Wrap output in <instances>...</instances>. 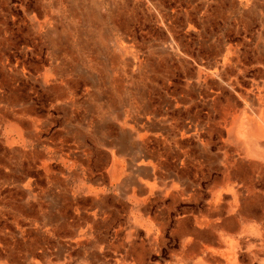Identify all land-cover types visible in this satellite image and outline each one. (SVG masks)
<instances>
[{"label":"crops","instance_id":"obj_1","mask_svg":"<svg viewBox=\"0 0 264 264\" xmlns=\"http://www.w3.org/2000/svg\"><path fill=\"white\" fill-rule=\"evenodd\" d=\"M229 15L223 64L160 70L155 100L114 96L112 70L0 77V264H247L258 177L229 204L264 165V62H243L264 56V21L248 39Z\"/></svg>","mask_w":264,"mask_h":264},{"label":"rangeland","instance_id":"obj_2","mask_svg":"<svg viewBox=\"0 0 264 264\" xmlns=\"http://www.w3.org/2000/svg\"><path fill=\"white\" fill-rule=\"evenodd\" d=\"M260 5L264 0H0V77L6 73L9 82L15 70H112L107 78L115 82L114 96L155 100L161 93L160 70L223 64L213 58L222 52L226 11L229 20L244 14L248 39L254 38V22L264 21ZM247 54L246 70H259L256 64L264 56ZM105 77L102 73V81ZM148 78L156 79L155 85L149 86ZM253 165L231 208L255 195L253 176L264 194V165ZM262 211L264 217V206ZM243 225L245 262L261 264L264 218L246 219Z\"/></svg>","mask_w":264,"mask_h":264},{"label":"bare ground","instance_id":"obj_3","mask_svg":"<svg viewBox=\"0 0 264 264\" xmlns=\"http://www.w3.org/2000/svg\"><path fill=\"white\" fill-rule=\"evenodd\" d=\"M253 133H256V134L260 133V128L258 127L257 129H253V130L251 129L250 134L252 135Z\"/></svg>","mask_w":264,"mask_h":264}]
</instances>
